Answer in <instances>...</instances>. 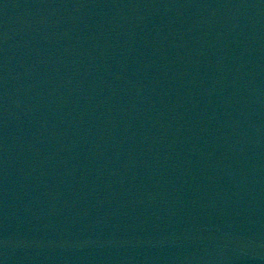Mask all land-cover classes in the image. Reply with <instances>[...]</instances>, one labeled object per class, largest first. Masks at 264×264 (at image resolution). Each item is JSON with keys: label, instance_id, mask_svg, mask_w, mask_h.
I'll use <instances>...</instances> for the list:
<instances>
[{"label": "water", "instance_id": "water-1", "mask_svg": "<svg viewBox=\"0 0 264 264\" xmlns=\"http://www.w3.org/2000/svg\"><path fill=\"white\" fill-rule=\"evenodd\" d=\"M0 264H264V0H0Z\"/></svg>", "mask_w": 264, "mask_h": 264}]
</instances>
